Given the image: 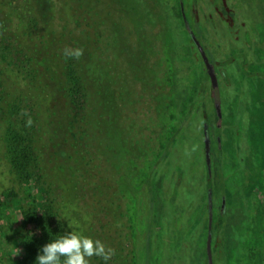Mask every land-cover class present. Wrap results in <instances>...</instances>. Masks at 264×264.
<instances>
[{
  "label": "flooded vegetation",
  "instance_id": "1",
  "mask_svg": "<svg viewBox=\"0 0 264 264\" xmlns=\"http://www.w3.org/2000/svg\"><path fill=\"white\" fill-rule=\"evenodd\" d=\"M70 230L264 264V0H0V264Z\"/></svg>",
  "mask_w": 264,
  "mask_h": 264
},
{
  "label": "clouds",
  "instance_id": "2",
  "mask_svg": "<svg viewBox=\"0 0 264 264\" xmlns=\"http://www.w3.org/2000/svg\"><path fill=\"white\" fill-rule=\"evenodd\" d=\"M64 54L79 58L83 50L66 49ZM55 237L38 250L34 264H90V258L94 256L107 264L113 254V250L106 249L100 240L85 236L81 231L70 230Z\"/></svg>",
  "mask_w": 264,
  "mask_h": 264
},
{
  "label": "trees",
  "instance_id": "3",
  "mask_svg": "<svg viewBox=\"0 0 264 264\" xmlns=\"http://www.w3.org/2000/svg\"><path fill=\"white\" fill-rule=\"evenodd\" d=\"M11 125L7 124V128H6V131H5V137L6 139L8 140V142H11L13 143L15 138L12 136L11 132H10V127ZM9 149H13V148H9ZM30 149V145L28 144V146L24 147L18 154H13L12 158H13V161L14 160H18L19 158L21 157H25V153L28 155V156H31L32 153L31 151H28ZM28 151V152H27ZM24 164V163H23Z\"/></svg>",
  "mask_w": 264,
  "mask_h": 264
},
{
  "label": "water",
  "instance_id": "4",
  "mask_svg": "<svg viewBox=\"0 0 264 264\" xmlns=\"http://www.w3.org/2000/svg\"><path fill=\"white\" fill-rule=\"evenodd\" d=\"M183 21H184L186 29H190L188 20L186 19L185 16H184ZM211 95H212L213 99L215 100L216 105L218 106V102H219V99H220V94H219V88H218L217 85H214V87L212 88V94Z\"/></svg>",
  "mask_w": 264,
  "mask_h": 264
}]
</instances>
